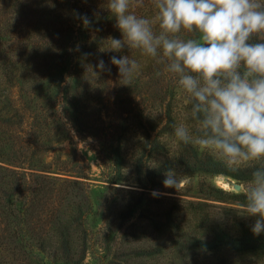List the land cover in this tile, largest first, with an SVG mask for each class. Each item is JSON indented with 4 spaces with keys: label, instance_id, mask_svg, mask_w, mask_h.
Instances as JSON below:
<instances>
[{
    "label": "rangeland",
    "instance_id": "rangeland-1",
    "mask_svg": "<svg viewBox=\"0 0 264 264\" xmlns=\"http://www.w3.org/2000/svg\"><path fill=\"white\" fill-rule=\"evenodd\" d=\"M24 1L0 0V14L19 13ZM38 3L28 48L42 40L53 48L37 52L48 66L23 72L31 95L16 80L9 84L22 116L14 121L17 143L0 146V202L17 208L10 221L26 231L24 209L32 204L36 219L50 195L36 177L49 175L57 186L44 211L49 224L36 238L3 240L0 264H264V233L255 236V218L244 216L242 189L252 168L234 173L212 151L175 137L173 125L184 123L195 134L198 121L164 65L139 49L115 52L139 65L131 86L122 85L106 50L108 37L122 36L107 3ZM142 4L131 10L153 19L152 0ZM85 14L88 28L79 19ZM20 22L16 17L8 26L18 31ZM82 32L89 38L77 49ZM54 33L61 39H49ZM100 59L110 71L96 68ZM0 109V122L11 125L8 101ZM167 168L182 181L179 191L164 186ZM16 245L25 253L12 252Z\"/></svg>",
    "mask_w": 264,
    "mask_h": 264
},
{
    "label": "clouds",
    "instance_id": "clouds-1",
    "mask_svg": "<svg viewBox=\"0 0 264 264\" xmlns=\"http://www.w3.org/2000/svg\"><path fill=\"white\" fill-rule=\"evenodd\" d=\"M153 19L131 11L132 0H107L121 38L108 37L111 52L139 49L175 78L191 99L195 134L173 125L175 137L218 155L226 168H252L242 191L251 231L264 233V0H152ZM84 27L92 25L79 16ZM158 26L159 31L156 30ZM182 33L197 34L185 38ZM103 51V50H102ZM122 85L131 86L139 65L128 55L115 56ZM99 71H110L100 59ZM119 81V82H120ZM166 188H182L173 168L164 170ZM158 192L153 191L156 196Z\"/></svg>",
    "mask_w": 264,
    "mask_h": 264
},
{
    "label": "trees",
    "instance_id": "trees-1",
    "mask_svg": "<svg viewBox=\"0 0 264 264\" xmlns=\"http://www.w3.org/2000/svg\"><path fill=\"white\" fill-rule=\"evenodd\" d=\"M101 1L107 3V0ZM24 2V7L20 9L19 13H17L16 8H13V14L10 17L8 11L7 14H0V105H2L5 101H8V105L10 107L8 119L13 122L11 125H8L5 121L0 122V146L8 144L9 142H11L12 145L14 141L17 143V140L15 139L14 128L18 127L19 125L15 124L14 121L16 118L22 116L20 113V109L10 101V93L12 94L13 91L12 89L10 90L9 84L13 83V81L16 80L21 85V90L24 95L28 93L29 95H31L33 89L30 87L31 84H29V74L27 73L33 71L37 72L42 67L48 66V64L50 63L49 60L45 58L38 60L37 52L42 53L46 51H52L53 48V45H50L51 42L48 40H42L38 42L36 46L32 44L31 48H28L27 37L33 34V30H31V27L33 26V18L35 17L37 9L39 7V0H25ZM139 2L140 0H132L133 4H137ZM7 4L8 3L5 4L6 7ZM143 9L145 8L143 7ZM16 17L21 20L19 24L20 29L18 31L13 30V27L8 26V22ZM84 36L87 39L89 38V34L86 32H82L76 38L75 44L78 47L77 49H80V46H83L87 43L86 41L81 39ZM61 37L62 35L54 33V35L49 37V39L54 41V39H61ZM34 47H36L38 51L34 50ZM107 53H111V55L108 54L109 58H111L113 55L116 56L115 52L107 51ZM116 53L119 54V52ZM45 63L47 65H45ZM108 67H110V63ZM25 71L27 73L23 76V72ZM6 84H8V86H6ZM34 181L38 185L42 184L41 187L43 186L44 188H50V195L47 198L45 197L46 202L44 201L42 203L43 209L45 208L46 212H48L47 209L50 207V202L47 203V201L50 198H54V194L52 193L54 188L57 186V179L49 175H38ZM43 187L40 188V190L43 189ZM38 196V193L34 194L35 199ZM50 209L51 208H49V210ZM14 210H17V208H15L12 203L3 204L0 202V245L2 247H4L3 240L5 239L13 243L16 242V240H21L23 238L22 233H25V236L29 235L31 238H36L37 236H40L41 232H43L42 230H44L45 227L49 224V219L46 217L47 213L44 212L45 210L43 212H41L42 210H38L36 214L37 218L33 219L32 215L34 212V208L31 204L24 209V213H26V215L28 214L25 218V221H28V230L23 231L22 228H19L17 222L15 223V225H13V222L10 221V218L13 217ZM20 231L21 234H17L18 232L20 233ZM13 248L14 250L12 252L14 253H25H21L22 247L19 248L18 245Z\"/></svg>",
    "mask_w": 264,
    "mask_h": 264
}]
</instances>
